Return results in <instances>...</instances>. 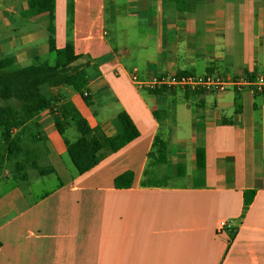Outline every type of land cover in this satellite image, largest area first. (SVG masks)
<instances>
[{
  "label": "crops",
  "instance_id": "0c3cea01",
  "mask_svg": "<svg viewBox=\"0 0 264 264\" xmlns=\"http://www.w3.org/2000/svg\"><path fill=\"white\" fill-rule=\"evenodd\" d=\"M66 1L55 0L56 48ZM33 6L0 0V60L11 71L47 58L48 14H23ZM73 10L91 103L75 91L34 117L36 164L52 167L56 183L37 170L24 181L0 173V241L11 242L15 264H264V94H158L129 78L264 76V0H73ZM74 114L120 138L126 114L138 135L72 175L62 154L73 140L54 121ZM220 220L229 226L217 231Z\"/></svg>",
  "mask_w": 264,
  "mask_h": 264
},
{
  "label": "trees",
  "instance_id": "16d2710c",
  "mask_svg": "<svg viewBox=\"0 0 264 264\" xmlns=\"http://www.w3.org/2000/svg\"><path fill=\"white\" fill-rule=\"evenodd\" d=\"M47 13L49 18L48 57L17 70H9L10 61L0 60V129L2 145L0 146V167L2 164L9 166V175L15 181H24L27 170H37L41 175L54 172L51 167L40 168L36 164L37 155L28 153L23 147L26 143L22 137L23 129L28 123L32 128L38 126L34 117L45 109L52 110V97L45 88L59 85H69L82 96L83 102L90 105V98L84 90L87 85L85 68L91 60L82 64H75L81 54L74 51L72 40L73 30V0H67L65 5V42L61 50L55 46V0H34L32 9L23 14L37 16ZM58 55V64L54 63V56ZM129 135L124 138L108 137L100 128L90 127L86 120L78 114L73 115V123L78 132V137L69 142L65 141L66 153L78 174L92 169L101 158L113 153L138 135L131 120L124 114ZM57 132L62 135L64 128L61 122L54 121ZM36 129V128H35ZM29 131L28 139L32 143L40 140L36 133ZM159 139L154 144L160 145ZM154 152L150 155L154 156ZM32 155V157H29ZM197 166L204 165V150H196ZM181 168V167H178ZM181 173V172H179ZM254 192L245 193V202H250Z\"/></svg>",
  "mask_w": 264,
  "mask_h": 264
},
{
  "label": "built area",
  "instance_id": "2783aa9c",
  "mask_svg": "<svg viewBox=\"0 0 264 264\" xmlns=\"http://www.w3.org/2000/svg\"><path fill=\"white\" fill-rule=\"evenodd\" d=\"M130 82L136 90H145L152 93L180 91H225L227 89L241 90L248 88L253 92L264 94V76L248 75L220 77L212 74L195 75L178 72L172 75L159 74L146 78L140 77L136 70L129 74ZM87 93L84 90V95ZM226 220L218 221L217 231L228 227Z\"/></svg>",
  "mask_w": 264,
  "mask_h": 264
},
{
  "label": "rangeland",
  "instance_id": "374dc122",
  "mask_svg": "<svg viewBox=\"0 0 264 264\" xmlns=\"http://www.w3.org/2000/svg\"><path fill=\"white\" fill-rule=\"evenodd\" d=\"M62 48V47H61ZM61 48H57L58 51L61 50ZM46 57H48V53L46 55ZM58 58L59 56L56 55L54 56V63L58 64ZM58 88V91H53L51 93H49L52 97V101L57 102L62 96L64 97H68L71 94L75 93V90L73 89L72 86L69 85H59L56 86ZM48 88H45V90H47ZM62 108V106H61ZM92 108H94V106H92ZM70 116L68 115L66 117V119L62 120V125L64 128V134L63 137L66 138L67 140H74L75 138L78 137V132L76 130V127L73 123L72 118H69ZM34 132L35 133V127L32 128L31 123H28L26 125V127L23 129L22 137L24 138L25 142L23 144V147L25 148V150L28 151V153L30 154V152H33L37 155L41 153V151H43V149L41 148L40 144L38 142L36 143H32L28 138V132ZM37 135H39V132H36ZM28 137V138H27ZM2 137H1V129H0V146L2 145ZM29 157H32V155H30ZM62 159L64 160L68 170L72 173V175H74V173L76 171L75 167L73 166L69 156L67 155L66 151L62 154ZM39 166V165H38ZM42 167V166H39ZM9 166L6 164H2L0 167V173L2 174L3 172L6 173V175L9 174ZM29 173V175H28ZM35 170L32 169H28L27 170V175L28 177H34L35 176ZM3 175V174H2ZM11 178V177H10ZM5 177L4 176H0V194L2 193V190L5 188V186H2L4 181H5ZM42 179H46L47 181H51L52 183H56V177L53 174H46L43 175ZM11 219V215H8L7 217H5V221H8ZM0 264H15L18 259H14L11 258L10 255L13 253L12 252V246H11V242L10 241H0ZM27 260L21 262V264H26Z\"/></svg>",
  "mask_w": 264,
  "mask_h": 264
}]
</instances>
